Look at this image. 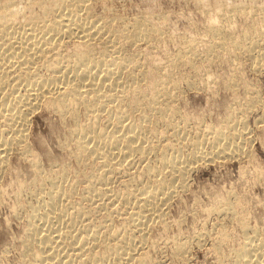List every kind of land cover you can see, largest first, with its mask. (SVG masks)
Here are the masks:
<instances>
[{
    "label": "bare ground",
    "instance_id": "obj_1",
    "mask_svg": "<svg viewBox=\"0 0 264 264\" xmlns=\"http://www.w3.org/2000/svg\"><path fill=\"white\" fill-rule=\"evenodd\" d=\"M22 1L0 0V175L10 150L20 147L21 153H27L26 126L39 105L44 103L60 116L68 114L73 119L78 116L76 108L82 106L91 118L75 128L78 129L73 146L75 156L79 161L99 162L96 174H87L86 188L102 206L118 203L123 207L124 229L109 232L107 228L102 231L99 225H90L83 208L73 203L76 195L73 183H65L57 176L51 179L42 176L49 188L46 198L30 212L32 222L28 220L30 223L20 239L23 250L17 264H147V255L138 250L147 242L152 225L163 221L171 197L178 188L185 187L192 164L239 156L243 149L241 140L245 139L243 124L233 123L227 130L211 129L210 149L198 137L190 141L191 150L186 155L166 156L162 150L157 154V164L150 163L148 157L155 153V148L151 145L149 126L156 114L172 117L175 112L165 105L161 93L166 92V84L176 86L170 78L172 72L180 71L185 64L196 71L198 60L203 58L213 63L222 55L235 53L248 58L255 71L264 70V14L263 29H255L252 36H234L227 30L230 26L211 25L208 30L211 41L203 54L196 53L191 45L184 46L167 58L165 75L146 70L134 51H125L127 44L137 49L139 44H148L153 36L161 35L156 26L150 28L141 19L121 24L114 18L106 21L94 18L90 13L92 0H26L21 5ZM213 4L226 22L232 18L228 14L235 17L243 11L241 4L232 1L214 0ZM68 40L76 44L71 53L63 51ZM40 68L46 73L41 74ZM235 81L232 77L226 85H235ZM142 82L147 83L149 91L143 89ZM128 89L133 93L126 101ZM257 104L253 95L242 108L246 111ZM133 111L140 113L138 120L130 118ZM261 112L262 123L264 110ZM102 115L106 121L101 125L98 122ZM32 167L41 173L36 162ZM132 168L135 173L140 172L139 176L128 171L119 192L106 188L114 175ZM1 189L0 199L4 193ZM234 208L228 197L214 210L233 216ZM238 222L244 230V220L238 217ZM225 230L218 232L220 240L227 239ZM261 238L259 242L245 238L229 255L231 262L264 264V238ZM188 248L189 241H178L172 252L185 258Z\"/></svg>",
    "mask_w": 264,
    "mask_h": 264
},
{
    "label": "rangeland",
    "instance_id": "obj_2",
    "mask_svg": "<svg viewBox=\"0 0 264 264\" xmlns=\"http://www.w3.org/2000/svg\"><path fill=\"white\" fill-rule=\"evenodd\" d=\"M92 1L90 13L94 18H105L102 19L105 21L114 18L121 24L141 19L150 28L156 26L161 30V35L153 36L148 44H139L137 49L130 48L128 44L123 47H126L127 53L134 51L146 70L165 75L168 72L167 58L184 46L191 45L196 53L203 54L211 41L208 36L211 25L216 23L230 26H226L227 30L234 36L255 35V29L258 31L263 26L261 19L264 14V0H220L239 3L243 8L235 17L229 12L231 14L228 17L230 15L232 18L227 22L219 17L214 0ZM26 2L23 0L21 5ZM35 9L37 10L36 7ZM75 45V41L68 40L63 51L71 53ZM236 55H222L213 63L205 58L200 59L197 62L200 65L196 64V71L185 64L181 67L182 72L179 69L177 73H171L174 76L170 75L176 86L166 84V92L161 93L165 105L175 112L172 117L159 115V118L157 114L153 117L149 136L156 154L149 155L150 163L157 164L162 150H165L166 156L177 153L186 155L191 150L190 141H195L198 137L207 148L210 138L213 137L212 131L218 128L227 130L233 123L243 124L245 139L241 140L243 154L239 156L192 164L185 187L178 188L171 197L166 205L163 221L152 225L147 234V242L142 245L143 251L138 250L147 255V264H234L230 260L231 254L245 238H254L259 242L264 236V121L260 122L261 111L264 110V70L255 71L250 67L248 58ZM42 69L39 72L45 74ZM232 77L236 84L228 87L226 82ZM141 85L144 90L149 91L147 83ZM129 91L130 89L125 92L126 101L131 99L130 94L133 93ZM253 95L259 105L245 111L242 106ZM39 106L29 116L26 126L24 144L28 149L27 153H21L20 147L10 150L0 175V187L4 192L0 199L1 264H17L19 260L23 250L22 234L24 235L27 225L32 222L30 212L46 198L44 195L49 188L47 180H42V176L44 179L57 176L65 183H73L76 188L73 203L83 208L90 225H99L102 231L107 228L109 232L124 229L123 207L118 203L102 206L86 188V177L92 172L96 174L99 162L92 159L79 161L75 156L74 144L78 130L75 128L88 122L91 115L82 106L76 108V119L68 114L62 117L44 103ZM139 117L140 113L137 111L130 114V118L134 120ZM105 121V116L102 115L98 123L102 125ZM34 162L38 165L40 174L32 167ZM135 168L114 175L106 188L119 192L125 177L129 172L135 173ZM135 174L139 176L140 172ZM228 197L235 207L234 218L214 210ZM238 217L244 220V230ZM220 227L226 229V240L219 238L222 230ZM185 240L189 241L188 255L179 258L172 251L178 241Z\"/></svg>",
    "mask_w": 264,
    "mask_h": 264
}]
</instances>
